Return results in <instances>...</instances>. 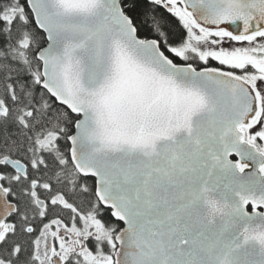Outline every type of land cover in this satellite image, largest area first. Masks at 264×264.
<instances>
[{
	"label": "snow or ice",
	"instance_id": "6c2138e0",
	"mask_svg": "<svg viewBox=\"0 0 264 264\" xmlns=\"http://www.w3.org/2000/svg\"><path fill=\"white\" fill-rule=\"evenodd\" d=\"M0 264H264V0H0Z\"/></svg>",
	"mask_w": 264,
	"mask_h": 264
}]
</instances>
